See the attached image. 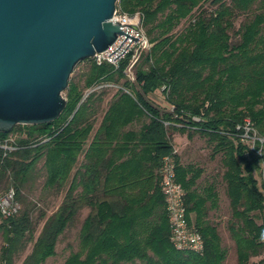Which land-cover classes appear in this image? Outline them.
I'll use <instances>...</instances> for the list:
<instances>
[{
    "label": "trees",
    "instance_id": "1",
    "mask_svg": "<svg viewBox=\"0 0 264 264\" xmlns=\"http://www.w3.org/2000/svg\"><path fill=\"white\" fill-rule=\"evenodd\" d=\"M117 8L142 15L151 43L141 54L136 81L124 73L130 57L119 69L87 59L84 85L69 81L66 107L58 119L0 132V143L19 133L17 150L5 155L0 148V196L12 184L21 200L42 159L46 186H67L61 205L37 239L30 207L10 218L0 213V263L15 264L17 255L33 242L22 264H44L56 255L61 235L87 208L79 249L64 264H225L228 249L209 219L210 211L218 208L217 188L214 183L199 186L204 169L181 162L171 127L190 140L202 135L212 156L222 155L236 264H250L264 254V222H258L264 213V183L257 178L264 164V142L257 140L253 149L237 127L250 119L264 138V0H119ZM241 16L245 20L236 29ZM102 83L121 87L95 130L104 95L93 91L83 98L86 89ZM160 89L174 112L149 98ZM139 123L140 128H132ZM168 155L174 157L177 180L187 193L188 219L204 239L202 253L177 249L171 242L160 185Z\"/></svg>",
    "mask_w": 264,
    "mask_h": 264
},
{
    "label": "water",
    "instance_id": "2",
    "mask_svg": "<svg viewBox=\"0 0 264 264\" xmlns=\"http://www.w3.org/2000/svg\"><path fill=\"white\" fill-rule=\"evenodd\" d=\"M118 1L0 0L1 133L58 119L80 62L107 50L120 34L139 40L114 19Z\"/></svg>",
    "mask_w": 264,
    "mask_h": 264
},
{
    "label": "rangeland",
    "instance_id": "3",
    "mask_svg": "<svg viewBox=\"0 0 264 264\" xmlns=\"http://www.w3.org/2000/svg\"><path fill=\"white\" fill-rule=\"evenodd\" d=\"M244 20V16L237 19L236 29H238L239 25ZM187 23L188 22H184L177 28L176 31L178 33L181 32ZM233 40H239V37L235 34V32H233ZM88 67V62H80L72 72L70 81L78 82L81 86H83L85 78L84 73L87 72ZM120 83H123V80ZM120 83L117 84L118 87L99 90L102 91V94L104 95V102L98 105V113L95 118V130L99 127L104 112L106 111L113 96L121 87ZM88 90L89 89L85 90V94ZM149 98L160 108L168 111L170 110L169 103L166 101L162 89L151 94ZM140 126L141 124L139 123L133 125L132 128L138 129ZM168 128L169 134L174 141L175 149L178 150L181 162L186 165L194 164L204 169L203 175L198 181L199 186L205 187L209 183L215 184L219 195L218 208L210 211L209 219L212 223L217 225L219 233L222 237L223 245L228 249V256L225 264H236V247L229 231V225L232 221V210L227 196L226 184L223 179L225 168L222 162V155L213 157L212 147L208 144L207 139L202 135L197 134L190 140L187 135L176 132L171 127ZM18 137L19 133L14 132L10 134L9 139L16 140ZM81 160L82 157L79 160V164L81 163ZM257 178L260 184L264 183V164L262 165V170L257 173ZM46 179L47 172L44 165V159H42L30 174L29 181L25 184L22 191V199L18 200L22 206V210L26 207H30L32 209L35 239L39 236L47 218L59 208L67 192V186L61 189L48 188L46 186ZM10 187L14 186L9 184L8 187L4 189L3 193L7 192ZM88 213L89 209L85 208L76 216L74 221L59 238L56 247V255L49 258L44 264H64L71 252L79 249L80 231L83 221ZM258 222H264V213L260 214ZM0 240H3L2 236L0 237ZM32 247L33 242H30L27 248L22 253L17 255L15 258V264H22L25 257L31 252ZM261 259H264V254L260 257L253 258L250 264H264V262H260Z\"/></svg>",
    "mask_w": 264,
    "mask_h": 264
},
{
    "label": "built area",
    "instance_id": "4",
    "mask_svg": "<svg viewBox=\"0 0 264 264\" xmlns=\"http://www.w3.org/2000/svg\"><path fill=\"white\" fill-rule=\"evenodd\" d=\"M114 19L124 25L122 26V30L124 32L133 36L134 38H139V40L136 41L135 39L127 37L124 34H120L117 40L111 46H109L107 50L97 53L92 59L97 65H103L107 63L113 65L115 69H119L121 64L126 59H128V57H130L129 63L125 68L124 73L129 80L134 82L136 81V67L140 61L141 54L150 49L151 43L144 30L142 15L140 13L128 15L126 13H122L117 8ZM125 24L137 25L141 33L138 30L133 29L131 26ZM114 87H118V85L115 83L99 84L89 89L84 99L93 91ZM169 109V111L174 112V105L169 103ZM196 119L198 120V118ZM166 125H169V122H166ZM237 128L238 130H244V132L239 136L243 141L248 142L253 149L255 148V143L257 140L261 141L262 143L264 142V138L257 135L250 119H246L245 125L238 126ZM0 148L5 151V155L8 152L18 149L15 144V140L9 138L3 143H0ZM174 152L178 153V150L175 149ZM160 175L161 190L165 197L166 209L170 223L171 242L177 249L202 253L204 251V239L197 228L191 224L188 219L186 206L187 193L182 184L177 180L176 163L172 155L164 157L163 164L160 169ZM21 209L22 206L17 199V193L14 187H10L6 193L0 196V213L4 218H10L17 215Z\"/></svg>",
    "mask_w": 264,
    "mask_h": 264
},
{
    "label": "crops",
    "instance_id": "5",
    "mask_svg": "<svg viewBox=\"0 0 264 264\" xmlns=\"http://www.w3.org/2000/svg\"><path fill=\"white\" fill-rule=\"evenodd\" d=\"M1 224H2V219L0 218V226H1ZM3 237V232H2V230L0 229V237ZM3 240H0V248H1V246L3 245Z\"/></svg>",
    "mask_w": 264,
    "mask_h": 264
}]
</instances>
